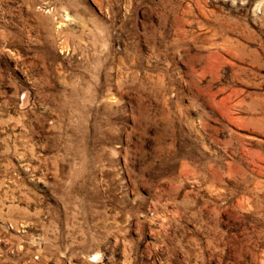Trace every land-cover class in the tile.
Wrapping results in <instances>:
<instances>
[{
    "label": "rangeland",
    "instance_id": "1",
    "mask_svg": "<svg viewBox=\"0 0 264 264\" xmlns=\"http://www.w3.org/2000/svg\"><path fill=\"white\" fill-rule=\"evenodd\" d=\"M0 264H264V0H0Z\"/></svg>",
    "mask_w": 264,
    "mask_h": 264
}]
</instances>
